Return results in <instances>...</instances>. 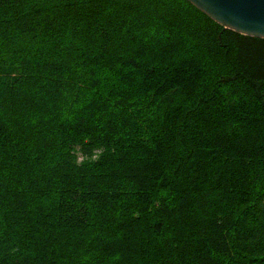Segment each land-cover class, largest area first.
Here are the masks:
<instances>
[{"label": "trees", "instance_id": "trees-1", "mask_svg": "<svg viewBox=\"0 0 264 264\" xmlns=\"http://www.w3.org/2000/svg\"><path fill=\"white\" fill-rule=\"evenodd\" d=\"M4 56L0 264H264V39L186 0H0Z\"/></svg>", "mask_w": 264, "mask_h": 264}, {"label": "water", "instance_id": "water-1", "mask_svg": "<svg viewBox=\"0 0 264 264\" xmlns=\"http://www.w3.org/2000/svg\"><path fill=\"white\" fill-rule=\"evenodd\" d=\"M222 29L264 39V0H186Z\"/></svg>", "mask_w": 264, "mask_h": 264}, {"label": "rangeland", "instance_id": "rangeland-1", "mask_svg": "<svg viewBox=\"0 0 264 264\" xmlns=\"http://www.w3.org/2000/svg\"><path fill=\"white\" fill-rule=\"evenodd\" d=\"M8 66V63H7V59H6V56H4L3 58L0 59V67H7ZM164 71L166 70H160L161 73H164ZM78 160L80 158H77Z\"/></svg>", "mask_w": 264, "mask_h": 264}]
</instances>
